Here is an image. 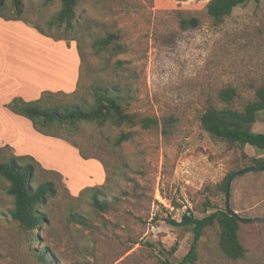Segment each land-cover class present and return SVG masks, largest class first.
I'll return each mask as SVG.
<instances>
[{
  "label": "rangeland",
  "instance_id": "374dc122",
  "mask_svg": "<svg viewBox=\"0 0 264 264\" xmlns=\"http://www.w3.org/2000/svg\"><path fill=\"white\" fill-rule=\"evenodd\" d=\"M207 1L78 0L74 25L65 28L47 25L58 1L24 0L22 22L75 44L82 55L75 90L48 97L46 105L91 103L90 86L117 85L127 112L159 123L148 129L109 123L56 129L66 139L49 136L56 141L40 149V162L60 174L34 164L31 184L50 179L56 189L39 206L46 219L34 230L11 218L12 197L0 176V264L176 263L188 251L192 232L168 219L178 221L187 210L202 217L226 208L223 178L253 166L252 158L264 152L229 147L204 131L199 117L209 105L240 110L264 85V0H247L219 23L205 15ZM175 10L198 14L200 24L180 29ZM110 33L117 35L111 46L96 50L95 41ZM226 86L237 93L230 104L218 97ZM166 118L171 123L164 134ZM252 130L264 133V111ZM121 131L132 137L115 145ZM10 155L8 148L0 151V159ZM81 184L92 185L71 192ZM92 193L103 209L92 206ZM228 202L239 217L258 218L240 221L243 257L225 256L214 224L204 229L195 262L186 264H264V169L234 175Z\"/></svg>",
  "mask_w": 264,
  "mask_h": 264
},
{
  "label": "trees",
  "instance_id": "16d2710c",
  "mask_svg": "<svg viewBox=\"0 0 264 264\" xmlns=\"http://www.w3.org/2000/svg\"><path fill=\"white\" fill-rule=\"evenodd\" d=\"M45 2L58 1V10L49 18L48 26L64 25L65 28H72L76 20V8L78 0H44ZM247 0H208L205 4L204 13L214 23H219L224 17L231 14L232 10L246 2ZM259 2V0H253ZM24 0H0V17L6 20H23ZM177 24L180 29L186 30L195 28L200 24L198 14L175 10ZM27 23V22H26ZM38 32L53 39H62L45 33L40 27L32 25ZM116 34L110 33L95 41L96 50L109 48ZM117 47H120L117 44ZM78 54L81 60V52ZM92 95L91 103L82 101L65 105H46L48 97L59 92L44 91L35 100H24L21 97H13L7 104V108L15 114L21 115L30 120L33 128L48 136L64 138L55 131L60 127H67L76 130L81 123H95L99 126L105 123L120 126L123 124L148 129L157 126L159 120L148 115H138L135 112H127L123 101L125 94L117 85L110 86L104 84H94L89 87ZM236 90L231 86L223 87L218 92V97L226 104H230L236 98ZM264 111V85L254 89L253 99L246 101L240 110L227 106L213 107L207 106L199 117L200 126L210 135L226 142L229 147H243L248 145L256 150L264 152V133L252 130V125L256 120L258 112ZM173 120V119H172ZM171 120L166 118L163 121L162 133L167 134V127ZM132 137V132L121 131L115 138L114 144L120 145ZM66 139V138H64ZM68 141V140H67ZM70 142V141H69ZM71 143V142H70ZM73 144V143H72ZM74 145V144H73ZM77 147L76 145H74ZM79 150V149H78ZM1 151V148H0ZM83 157H87L81 153ZM26 159L32 162L25 161ZM252 162L256 166H264V155L253 157ZM38 164L30 156L10 155L6 159H0V176L8 182L7 194L12 197V208L10 216L18 223V226L31 231L38 228L45 215L40 211L39 206L43 204L49 196L55 194V184L50 179H44L33 186L31 180L35 175V165ZM236 171L229 172L223 178L220 186L225 191L226 180ZM87 189H94L88 187ZM91 204L95 208L103 209L105 204L100 201L96 193L91 195ZM169 223L187 227L192 232V239L188 251L182 258L173 263L169 259H161L157 264H186L196 260L197 243L206 227L214 224L219 228L218 245L221 251L230 259L242 258L245 248L239 238L240 220L238 216L231 215L226 208H216L202 217L194 216L190 211L183 212L178 221L169 220ZM177 248L174 243L170 250L173 252ZM171 255V253H169Z\"/></svg>",
  "mask_w": 264,
  "mask_h": 264
},
{
  "label": "crops",
  "instance_id": "0c3cea01",
  "mask_svg": "<svg viewBox=\"0 0 264 264\" xmlns=\"http://www.w3.org/2000/svg\"><path fill=\"white\" fill-rule=\"evenodd\" d=\"M79 75L80 57L75 44L54 40L21 20L0 17L1 150L8 148L14 156H30L42 168L53 170L40 162V149L49 150V144L56 140L38 133L30 120L10 111L7 104L13 97L38 99L44 91L70 93ZM70 152L77 153L72 147ZM85 185H76L71 192ZM66 186L69 189L70 185Z\"/></svg>",
  "mask_w": 264,
  "mask_h": 264
},
{
  "label": "water",
  "instance_id": "95a60500",
  "mask_svg": "<svg viewBox=\"0 0 264 264\" xmlns=\"http://www.w3.org/2000/svg\"><path fill=\"white\" fill-rule=\"evenodd\" d=\"M264 169V166H256V165H253V166H249V167H246V168H242L234 173H232L228 179L226 180V185H225V197H226V211L228 213H230L231 215H235V216H238L237 213L235 211H233L230 206H229V202H228V197H229V186H230V181L232 179V177L238 173H244V172H248V171H252V170H262ZM239 220L240 221H253V220H258V218H242V217H239ZM262 220H264V218H261Z\"/></svg>",
  "mask_w": 264,
  "mask_h": 264
}]
</instances>
